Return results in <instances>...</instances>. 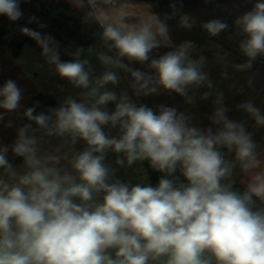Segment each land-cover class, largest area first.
Segmentation results:
<instances>
[{
  "label": "clouds",
  "instance_id": "obj_1",
  "mask_svg": "<svg viewBox=\"0 0 264 264\" xmlns=\"http://www.w3.org/2000/svg\"><path fill=\"white\" fill-rule=\"evenodd\" d=\"M27 2L0 0V16L18 22ZM66 2L93 41L72 59L38 17L18 30L71 88L54 105L26 106L17 80L0 83V127H13L12 114L25 121L11 143L0 136V264H264V111L246 99L235 105L245 118H230L219 90L228 61L213 81L208 56L175 43L168 23L178 16L176 27L199 23L211 37L234 27L245 59L231 67L247 73L264 59V0H243L251 7L231 25L201 23L176 0L163 15L135 0ZM160 96L183 108L142 102ZM209 100L204 126L193 110ZM129 169L136 183L121 177Z\"/></svg>",
  "mask_w": 264,
  "mask_h": 264
},
{
  "label": "rangeland",
  "instance_id": "obj_2",
  "mask_svg": "<svg viewBox=\"0 0 264 264\" xmlns=\"http://www.w3.org/2000/svg\"><path fill=\"white\" fill-rule=\"evenodd\" d=\"M160 2H163V0H153L151 2L158 13L163 15L164 13L172 12L171 4L173 3V0H165V3L163 2V4ZM176 7L180 9L182 13H188L191 16L196 17L201 23L209 19L220 18L227 20L229 25H231L235 17L241 15L244 11H247L251 5L244 4L243 0H223L215 2L212 0H198L197 3L194 4L176 2ZM60 10L68 13L70 11L62 6H59L56 9V11ZM72 15L81 16V14L78 13H72ZM178 19L179 17L177 16L175 19L168 22L171 27L173 41L177 44L184 40L195 41L199 46V50H203L204 54L208 56V63L205 70L209 73L213 81L220 79V73L224 69L223 61H228L227 71L230 79L221 81L219 90L223 91L225 94L226 106L232 108L229 117L236 120L245 118L242 113L236 111L235 105L246 99H253L257 106L261 107L262 111H264V63L258 58L254 63L253 69L247 73L234 72L231 67V64L242 63L245 59L240 53L236 52L238 51V39L235 36L237 30L233 27L230 28L229 31L222 32L219 36L211 37L200 27L199 23L191 31L181 29L178 26L176 27ZM84 29L88 28L85 26ZM164 51H167V49H160L157 53H154V55L160 54ZM249 77L253 80L252 84L248 83ZM237 88L242 89V91L239 94H234ZM61 95H63V92ZM142 102H146L149 105L167 103L183 108L182 98L178 96L148 97L144 98ZM212 110L211 100L201 102L198 107L193 110L197 117L196 122L207 126L209 123L207 116ZM249 130H252L251 126H249ZM263 137L264 130H261L255 136L258 141H261ZM144 167L147 169L146 165H144ZM148 173H150V171H148ZM120 175L122 178L132 180L133 183L137 182V175L134 174L131 169L127 170V175H125L124 170H121ZM159 175L160 174L158 173V177ZM155 180L157 182L158 178Z\"/></svg>",
  "mask_w": 264,
  "mask_h": 264
},
{
  "label": "trees",
  "instance_id": "obj_3",
  "mask_svg": "<svg viewBox=\"0 0 264 264\" xmlns=\"http://www.w3.org/2000/svg\"><path fill=\"white\" fill-rule=\"evenodd\" d=\"M152 2L153 0H146ZM198 0H176L178 3L194 4ZM223 1V0H212ZM165 3V0H163ZM163 2H160L163 4ZM62 6L68 10L69 7L64 2H51L48 0H29L27 3L21 4V8L24 10V18L16 23H10L4 16H0V45L9 48L14 56L18 57L25 45H30L33 48L40 50L34 41L21 35L19 27L27 24L29 16H36L40 20L47 24L45 32L51 33L57 41L60 42L62 59H72L68 53L73 51L77 46H88L93 43L91 39V29H84V25L81 23V16L72 15L66 11H56V9ZM30 28H36L37 23L27 24ZM239 53L238 51H236ZM264 63V59H260ZM264 65V64H263ZM33 101H40L42 106L54 105L57 102V97L50 93L39 92L35 94L27 105H31ZM25 121L16 116L13 120V124L16 128L21 126ZM146 167L147 163L145 162ZM150 175L154 178H158V173L148 169Z\"/></svg>",
  "mask_w": 264,
  "mask_h": 264
},
{
  "label": "crops",
  "instance_id": "obj_4",
  "mask_svg": "<svg viewBox=\"0 0 264 264\" xmlns=\"http://www.w3.org/2000/svg\"><path fill=\"white\" fill-rule=\"evenodd\" d=\"M48 1L64 2L73 8L71 4L66 2V0ZM135 3L139 6L137 11L145 13H158L150 1L135 0ZM72 10H70L69 13L72 11L73 14H81L74 8ZM93 64L96 67L97 73L102 71V68L98 63L93 61ZM7 79L17 80L18 84L22 88L26 89V99L22 102L26 106L31 98L39 92L50 93L57 98H61V90H68L71 88L66 81L61 80L54 74L52 66L47 64L45 58L41 55V50H37L30 45H25L22 53L18 57L14 56L9 48L0 45V83ZM16 116L17 115L12 114L10 118L14 120ZM13 127H0V136L4 137L6 143H11L15 138L16 127ZM260 142L264 144V137ZM153 179L154 178L149 173V180L153 185H155L154 183L157 182Z\"/></svg>",
  "mask_w": 264,
  "mask_h": 264
}]
</instances>
